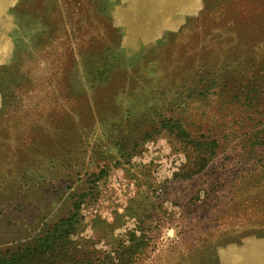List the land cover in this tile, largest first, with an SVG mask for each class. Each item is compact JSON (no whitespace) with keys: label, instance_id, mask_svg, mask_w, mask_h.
Masks as SVG:
<instances>
[{"label":"rangeland","instance_id":"1","mask_svg":"<svg viewBox=\"0 0 264 264\" xmlns=\"http://www.w3.org/2000/svg\"><path fill=\"white\" fill-rule=\"evenodd\" d=\"M74 203L83 264H264V0H0V253Z\"/></svg>","mask_w":264,"mask_h":264},{"label":"trees","instance_id":"2","mask_svg":"<svg viewBox=\"0 0 264 264\" xmlns=\"http://www.w3.org/2000/svg\"><path fill=\"white\" fill-rule=\"evenodd\" d=\"M110 30L111 29L108 27L109 35ZM97 32L99 33L98 28L93 31V33ZM100 36V34L97 35L94 44L97 45L101 42L99 39ZM96 56L101 57V54H97ZM93 72L107 73L108 71L106 67H103L102 65L99 69L94 70ZM181 98V96L176 98L175 102L179 103L177 106L184 104L180 101ZM146 102L148 101L141 100L136 105L138 108L134 109L133 117L137 118L140 116L139 110H142L143 112L144 109H148L146 107ZM148 113H151V111ZM172 118H174L172 115L161 117L159 114L157 120L156 116H153L150 122L155 123L154 125L160 130L166 129L170 132L181 133V119L175 120ZM105 175V172H101L100 175L96 176L95 180L99 181ZM79 209V203H74L69 217L59 220L53 225L51 230L32 241H26L13 249H7L0 253V264H83L79 261L77 256L79 253L78 244L71 246L70 243V236L74 233L75 228L80 221Z\"/></svg>","mask_w":264,"mask_h":264},{"label":"bare ground","instance_id":"3","mask_svg":"<svg viewBox=\"0 0 264 264\" xmlns=\"http://www.w3.org/2000/svg\"><path fill=\"white\" fill-rule=\"evenodd\" d=\"M150 1H151V0H150ZM154 1H155V0H154ZM166 3H167V2H166ZM132 5H133V4H132ZM137 5H138V4H137ZM133 6H134V5H133ZM168 6H169V4H168ZM153 7H154V6H153ZM166 7H167V6H166ZM166 7H163V8L167 9ZM170 7H171V5H170ZM128 8H132V7L130 6V7H128ZM147 8H148V7H147ZM168 9H170V8H168ZM168 9H167V11H168ZM147 10H148V9H147ZM132 11H133V10H132ZM150 11H151V10H150ZM162 11H163V10H162ZM127 12H128V11H127ZM134 12H137V10L134 11ZM157 12H158V11H157ZM157 12H156V14H157ZM132 13H133V12H132ZM139 13H140V12H139ZM147 13H148V12H147ZM167 13H169V12H167ZM134 14H136V13H134ZM156 14H155V15L153 14V16H156ZM159 14H160V13H159ZM147 15L149 16L150 13L147 14ZM164 15H165V14H164ZM166 15H167V14H166ZM144 17H146V16L144 15ZM159 17H160V16H159ZM163 17H164V16H163ZM165 17H166V16H165ZM146 18H147V17H146ZM148 18H150V16H149ZM156 18H157V17H156ZM142 19H143V18H142ZM144 19H145V18H144ZM158 19H160V18H158ZM158 19H157V20H158ZM150 20H151V19H149V22H150ZM160 20H161V19H160ZM142 21H143V20H142ZM145 21H146V20H145ZM145 21H143V22H145ZM154 21H155V20H154ZM147 22H148V21H147ZM152 22H153V21H152ZM150 23H151V22H150ZM148 24H149V23H148ZM148 24H144V25L146 26V25H148ZM151 24H152V23H151ZM165 25H166V24H165ZM145 26H144V28H145ZM149 26H150V25H149ZM152 26H153V24H152ZM152 26H151V28L153 29ZM157 26H159V25L157 24ZM132 27H134V26H132ZM138 27H139V26H138ZM147 27H148V26H147ZM147 27H146V28H147ZM134 28H135V27H134ZM151 28H150V29H151ZM158 28H159V27H158ZM127 29H128V28H127ZM138 29H139V28H138ZM138 29H136V30L133 29V31L135 30V31L137 32ZM152 29H151V30H152ZM128 31H129V30H128ZM131 31H132V30H131ZM135 31H134V32H135ZM139 31H140V30H139ZM131 33H132V32H131ZM136 34L139 35L138 33H136ZM140 34H141V33H140ZM133 35H134V33H133ZM261 263H262V262H261Z\"/></svg>","mask_w":264,"mask_h":264}]
</instances>
